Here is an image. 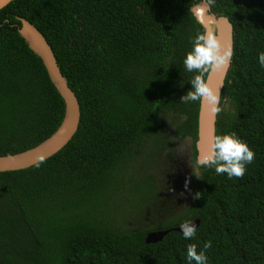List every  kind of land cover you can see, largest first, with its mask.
Wrapping results in <instances>:
<instances>
[{
    "label": "trees",
    "instance_id": "trees-1",
    "mask_svg": "<svg viewBox=\"0 0 264 264\" xmlns=\"http://www.w3.org/2000/svg\"><path fill=\"white\" fill-rule=\"evenodd\" d=\"M207 3L234 25L216 134L234 131L255 157L240 177L191 173L188 187L201 198L181 206L170 202L169 190L158 200L154 175L145 185L133 179L154 208L136 215L149 218L148 226L131 228L108 204L120 200L128 164L154 140H162L168 161L186 139L196 154L200 103L180 98L191 87L193 73L182 61L205 30L194 15L204 1L13 0L0 10V155L39 144L65 111L42 59L19 33L20 18L44 33L81 105L78 131L60 151L0 172V264H188L187 245L199 251L206 241L208 264H264V69L257 64L264 0ZM196 218L201 223L189 240L171 230L146 242L150 231Z\"/></svg>",
    "mask_w": 264,
    "mask_h": 264
},
{
    "label": "water",
    "instance_id": "water-1",
    "mask_svg": "<svg viewBox=\"0 0 264 264\" xmlns=\"http://www.w3.org/2000/svg\"><path fill=\"white\" fill-rule=\"evenodd\" d=\"M11 1L13 0H0V10ZM203 1L205 5L197 8L194 12L196 19L198 20L199 18L198 21L203 25L204 29L213 32L223 46L227 47L230 45L233 53L234 25L230 17L213 12L207 0ZM20 21L22 25L19 27V33L28 43L29 47L42 59L50 79L64 99L65 111L63 119L57 129L39 144L17 153L0 155V172L25 169L53 156L74 137L81 121V105L79 99L70 87L67 78L62 73L51 44L44 33L31 21L26 18H20ZM231 60L225 70L207 73V80L211 86L216 87L222 85L220 89L221 93ZM217 114L212 113L206 104H200L196 148L198 147L201 151L210 146L212 138L216 135ZM193 223L198 227L201 220L196 218L193 220ZM171 230L181 231L179 226L150 231L146 236V242L152 243L160 241Z\"/></svg>",
    "mask_w": 264,
    "mask_h": 264
},
{
    "label": "clouds",
    "instance_id": "clouds-1",
    "mask_svg": "<svg viewBox=\"0 0 264 264\" xmlns=\"http://www.w3.org/2000/svg\"><path fill=\"white\" fill-rule=\"evenodd\" d=\"M212 0H209L211 3ZM202 14V13H201ZM199 20V18H198ZM191 49L183 58V66L187 73H193L188 78L190 89L181 96L180 101L188 104L198 102L207 105L212 113H220L221 87H213L207 80V73L225 70L232 57L231 46H223L216 35L207 30L198 32L191 39ZM257 64L264 69V51L257 56ZM184 146L178 151H183ZM195 156L191 160V171L196 178H202V170L213 169L216 174H225L228 178L240 177L246 170V165L252 163L255 153L249 144L239 137L234 131H224L216 134L210 146L201 151L195 149ZM43 159V158H41ZM188 181H185V188ZM193 199H200L201 192L192 194ZM180 232L185 240L196 235L197 226L193 219H186L179 223ZM211 247V241L202 244L199 251L196 244H188L186 247V260L188 264H208L206 250Z\"/></svg>",
    "mask_w": 264,
    "mask_h": 264
},
{
    "label": "rangeland",
    "instance_id": "rangeland-1",
    "mask_svg": "<svg viewBox=\"0 0 264 264\" xmlns=\"http://www.w3.org/2000/svg\"><path fill=\"white\" fill-rule=\"evenodd\" d=\"M161 141L150 142L151 145L145 150L142 156L136 161L128 164V169L121 173L122 183L119 186L116 195L120 197L118 201L115 199H109L108 204L110 205L109 210L117 212L118 220L126 218L123 222L125 228H131L136 226H148L149 218L141 219V216L136 217L137 214L143 213L145 210L151 211L154 208V200H150L151 197L146 195V191L134 190L132 184L133 179L141 180L138 184H148L145 178L146 175H154L156 177V186L158 190L156 195L159 193V186L161 187V180L168 174V158L165 151L162 149ZM112 201V203H111ZM156 208V206H155ZM123 213H126L124 215ZM164 218V216L158 218V221Z\"/></svg>",
    "mask_w": 264,
    "mask_h": 264
},
{
    "label": "flooded vegetation",
    "instance_id": "flooded-vegetation-1",
    "mask_svg": "<svg viewBox=\"0 0 264 264\" xmlns=\"http://www.w3.org/2000/svg\"><path fill=\"white\" fill-rule=\"evenodd\" d=\"M185 141L186 142H182L180 145L176 144L174 147L175 157H171L170 161H168V174H166L164 179L166 187L164 189L163 184H161L162 188H159L158 193L159 201H161V198H166L168 190L169 192L172 191L171 193L174 194L170 202H177V205L179 206L187 204L192 197L193 191L191 187H187V189L184 188L183 192L181 187L183 182H185L192 173L191 160L194 157L191 143L192 141L190 139H186ZM182 144L184 146V150L178 151Z\"/></svg>",
    "mask_w": 264,
    "mask_h": 264
}]
</instances>
